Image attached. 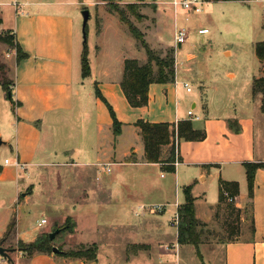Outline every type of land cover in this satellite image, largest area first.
Listing matches in <instances>:
<instances>
[{
	"label": "crops",
	"instance_id": "obj_1",
	"mask_svg": "<svg viewBox=\"0 0 264 264\" xmlns=\"http://www.w3.org/2000/svg\"><path fill=\"white\" fill-rule=\"evenodd\" d=\"M77 1H14L12 17L7 18V12H3L0 18L1 25L14 33L27 54L19 61L15 57L12 66L11 92L15 104H11L15 118L7 120V136L2 143L12 146L15 157L13 160L5 157L10 162L5 163L4 159L0 181L15 179L18 184L10 197L8 209L11 210L13 203L21 205L23 199L29 200L36 192L34 184L27 185L25 190L19 188L20 175L26 167H17L15 160L31 166L68 167L67 171L48 173L51 176L45 190L50 195L42 206L50 215L38 219L37 227L42 228L49 222L52 227L28 239L21 235L22 229L17 225L15 232L20 235L17 241H34L41 233L51 232L57 223L72 218L75 229L63 239L65 248L95 243L97 257L94 260L72 258L54 252L25 255L17 250L16 258L21 256L22 264H174L169 262L167 253L173 251L175 264L181 263V244L178 255L174 247H167L178 241V230L171 220L185 201L184 188L191 187L195 215L203 223L199 227L202 235L210 230L208 224L215 221L220 211L214 192L219 195L222 179L237 181L239 193L232 201L234 210L228 204L224 207L222 223L226 225L227 236L221 241L222 260L213 258L209 264H264V166L255 171L252 197L244 166L247 161L264 163V111L259 106L262 95L253 93V81L264 75L259 66L261 61L258 59L257 72L249 79H238L236 74L229 73V84H243L249 102L257 100L253 106L245 103L247 109L240 113L214 115L212 105L203 101L199 107L194 98L190 100L191 106L181 107L180 95L186 90L183 83L189 82L180 79L177 61L174 81L151 83L148 104L133 107L121 87L124 61L137 58L145 62L147 55H141L137 40L128 35L120 23L122 20L116 19L118 14L107 10L104 0H80L81 4L96 9V27L94 64L89 61L91 72L84 77L81 71V77H76L77 25L71 7ZM172 1L165 0V4L173 7L175 31L180 8L175 9ZM126 3L119 0V4ZM143 33L145 37L147 31ZM195 57L196 54L187 53V59ZM206 81L202 78L200 82ZM96 86L122 123L121 133L115 134L110 110L96 94ZM214 87L217 89L218 85ZM139 119L170 124L190 119L196 128H204L207 136L203 140L180 139L179 162L172 164L174 171H169L163 161L170 154L169 144L163 146L161 161H146L140 128L136 125ZM229 121H235L234 127ZM124 169L128 172L121 178ZM64 176L69 187L58 197V187H61L51 182L61 181ZM227 201L231 202L228 198ZM152 205H160L162 210L151 211ZM53 207L60 209L52 211ZM130 209L138 220L130 216ZM16 218L18 223L20 217ZM43 218L47 222L39 226ZM4 220L0 235L7 231L10 212ZM85 223L87 226H83ZM84 231L92 236L81 237Z\"/></svg>",
	"mask_w": 264,
	"mask_h": 264
},
{
	"label": "rangeland",
	"instance_id": "obj_2",
	"mask_svg": "<svg viewBox=\"0 0 264 264\" xmlns=\"http://www.w3.org/2000/svg\"><path fill=\"white\" fill-rule=\"evenodd\" d=\"M14 1L22 2L23 0H0V18L3 12H7V18L12 17L14 12ZM115 1L119 2V0ZM123 1L127 3H135L132 9L128 8L126 4H119L120 8L126 11V17L128 20L143 32L147 31L145 39L158 54L161 56H165L168 53L173 54L175 62L177 61V70L180 79L190 83L193 92H186V90L183 89L180 95L181 107H183V105L184 107L191 106L192 102H190V100L194 98L197 100L199 107H201V104L204 101L207 104L209 103L212 105L214 115H223L231 114L233 112L236 114L240 113L242 109H247L245 107L247 103L249 106H253V104H255L257 100H255V102H249V96L243 84H229L231 83L229 73H234L236 74V78L238 77V79L244 80L249 79L253 76V73L256 74L257 72L256 63H258L259 60L255 52V45L258 41L264 40V28L262 26L264 25V2L260 0H209L204 6V12L198 15H191L189 20L185 19L184 10L180 9L179 26L184 25L188 27L189 36L186 42L182 44V47H177L176 49L174 42L172 6L166 5L165 0H146L147 2L144 0ZM77 2L79 3L73 5L71 9L75 11L77 25L76 44L78 43V49H76L77 61L75 65V72L76 77L80 78L82 71V54L86 45L89 49V61L94 64L92 55L94 48L93 31L96 27V9L94 7L81 4L80 0ZM106 6L107 10L111 11L110 6L107 3ZM86 8L90 10L91 15L87 23L85 39L82 11ZM115 17H117L116 19L119 21V17L116 15ZM120 23L124 25L128 35L134 41L137 40L131 33L128 25L122 21ZM3 26L0 23V34L8 33ZM202 26L207 27L209 32L206 34H200L198 32V28ZM197 46L199 47L198 49ZM137 47L142 50L141 55L146 56L145 49L138 40ZM203 50H205V53ZM226 51H230L231 53H226ZM16 52V48L13 45L0 41V132L3 133V135H0V140L2 141L4 140V137L7 136L5 129L6 122L9 119H14L15 114L11 101L8 97V93L3 89L1 82L5 80L11 88L14 81L12 66L15 62ZM175 53H177V55H175ZM187 53H194L196 54V57L193 60H189L187 59ZM259 66L262 70V62ZM202 78L207 79L206 83L200 82ZM215 85H218L217 89L214 87ZM259 106H262L261 100ZM175 136H173V138L171 137V141L174 142V146ZM5 157H9L13 160L15 153L12 146L2 143L0 145V166L4 165ZM26 169L28 172H25ZM26 169L21 172L19 188H21V190H25L27 185L34 184L36 192H34L29 200L25 201L23 199L21 205L19 203H13V206H10L11 210L8 209L10 197L15 193V187L18 184L15 179L2 182L0 181V232L4 228V219L7 215H9V212L11 217L10 223L11 221H15L16 224L12 230H8L7 226L5 234L0 235V241H3V245L11 249L10 255L13 258V262L9 261L0 254V264H18L19 262L22 264L24 262L23 258L21 256H19L20 259L16 258L17 250H21L25 255H28V252L21 249L22 244L20 243L30 242L22 240L17 241V236H20L19 234L16 235L15 232L17 225L19 229H22L23 234L21 235L28 239L36 234H39L42 229L52 227V222L45 224L42 228L37 227L38 219H40L43 215H50L49 211L42 206V203L49 200L50 195L49 191L45 190L51 176V174L48 173L58 170L67 171L68 167L60 168L57 166L50 167L26 165ZM1 170L2 168L0 171ZM158 170L159 169L156 170L157 173ZM126 172H128L127 169L122 170L120 177H125L127 175ZM158 179V177H154V180ZM66 180L67 177L58 182H54L53 180L51 182L56 186L61 187H58V197H60L62 195L61 193L66 191L69 187ZM214 197L217 201L215 204L219 205L220 209L218 206H215L218 207L217 210L219 209L220 211L218 212V216L215 215V221L208 224V229L210 230L201 235L203 241L200 243L199 248L202 258L198 255L193 244L184 243L180 246V262L182 264H209V261H213V258L218 262L222 260L224 245L221 241H223L222 239L225 235L227 236L226 225L222 223L223 211L224 207L227 208V204H229V202L227 199L220 201V197L216 192H214ZM208 204L212 203L209 202ZM57 209H60V207H53L51 210L56 211ZM129 214L135 220L139 219V217L131 214V209ZM17 215L20 217L18 223L16 218ZM167 219L168 215L166 219L164 217V224ZM65 222L57 223L56 226L63 225ZM83 226H87V224L85 223ZM54 229L55 228L51 231H54ZM44 233L48 232H43L38 237L44 235ZM68 233L70 232L59 231L55 235L54 239L50 238L52 245L57 246L59 249L62 248L64 251L75 250L82 247L70 246L69 248H65L63 239L68 235ZM91 234L92 233L90 232L88 233L87 231H84L81 237L87 238L88 236H92ZM211 244H214L213 248L216 253L213 252ZM90 245L91 244L86 245L85 247ZM167 253L169 255V262H173L175 264L174 252L168 251ZM101 258L105 259V256L101 255Z\"/></svg>",
	"mask_w": 264,
	"mask_h": 264
},
{
	"label": "trees",
	"instance_id": "obj_3",
	"mask_svg": "<svg viewBox=\"0 0 264 264\" xmlns=\"http://www.w3.org/2000/svg\"><path fill=\"white\" fill-rule=\"evenodd\" d=\"M109 6L112 12L118 14L119 18L128 25L131 33L135 38L141 43L142 47L145 49L147 60L145 62L140 61L137 58H127L124 61V73L121 81V87L127 98L129 104L133 107L145 106L149 102V86L153 82H169L175 79V59L173 54L168 53L165 56L158 54L155 49H153L150 44L146 41L144 33L137 28L133 23H131L126 17V11L119 6V2L115 0H104ZM135 3H126L128 8L134 6ZM2 20L0 19V23ZM87 29V26H86ZM87 31V30H86ZM8 34V35H7ZM0 41L5 42L9 45H13L16 48V59L19 61L27 56L23 51L22 47L15 40L14 33H1ZM255 52L258 59L262 62L263 73H264V40L258 41L255 45ZM90 64L88 60L87 45L83 51L82 55V75L84 77L90 74ZM3 89L8 93L11 91L10 85L7 84L5 80L1 82ZM96 94L107 104L112 119H113V129L115 134L121 133L122 123L117 118L113 107L109 104L106 98L102 95L98 87L96 86ZM253 93L262 95V110L264 111V75L256 78L253 81ZM13 104H15L13 98L11 99ZM136 125L140 128V133L143 139L145 148V159L147 162H159L161 161V155L163 151V146L171 144L170 154L166 157L165 161L167 163V169L169 171H174L175 162V146L174 142L171 141V137L177 134L178 139L185 140H203L207 136V132L204 128H196L190 119L180 120L176 124H170L169 122H150L143 119H139ZM229 125L234 127L232 121H229ZM236 131L239 128L235 129ZM173 164V165H172ZM244 166L247 174L248 190L249 196L253 195L255 171L257 168L264 166L262 162H244ZM1 169V166H0ZM239 193V183L237 181H225L220 180L219 182V197L220 201L224 199L229 200L232 198L231 202L228 204L229 209L234 210L235 206L232 201H234L235 196ZM185 201L178 208V213L180 216V221L178 224V241L180 244L191 243L195 246L198 255L202 258L200 251L201 243V232L202 229L199 227L203 223L195 215V204L194 196L191 192V187L187 186L184 188ZM15 225V221H11L8 225V230H12ZM59 228L60 231L74 232L75 222L72 218H67L65 224L56 226L55 229ZM54 229V230H55ZM21 249L28 252V255H32L36 252H53L52 241L48 233L37 237L34 241L30 243H20ZM58 254L66 257L72 258H82L94 260L97 257L96 244L93 243L90 246H82L75 250H62Z\"/></svg>",
	"mask_w": 264,
	"mask_h": 264
},
{
	"label": "built area",
	"instance_id": "obj_4",
	"mask_svg": "<svg viewBox=\"0 0 264 264\" xmlns=\"http://www.w3.org/2000/svg\"><path fill=\"white\" fill-rule=\"evenodd\" d=\"M209 0H173L172 4L175 7V9L180 8L182 10H184V15H185V19L189 20V17L191 15H198L204 12V6L206 4V2H208ZM198 32L200 34H206L209 32V29L207 27H200L198 28ZM189 36V28L182 25L179 26V23L176 24L175 26V31H174V42H175V47L177 49V47H180L182 44H184L187 40ZM184 87L186 88V90L189 92L192 90V87L189 83L184 82L183 83ZM198 118V117H196ZM178 136L176 134L175 136V162L174 164H178L179 160H178ZM10 160L9 158L5 159V163H9ZM14 164L17 167H20L21 169H25L26 167V163L21 162L19 160H15ZM232 198H229V201H231ZM151 211H160L162 210V207L160 205H152L151 207ZM180 221V216L179 213L177 211V213L174 215L173 219L171 220V224L175 225L177 227L178 230V224ZM47 222L46 218H43L39 221L38 225L42 226L43 224H45ZM179 241H177V243L167 247V248H171L174 247L175 248V253L176 255H178L179 253ZM177 264H181V263H177Z\"/></svg>",
	"mask_w": 264,
	"mask_h": 264
},
{
	"label": "water",
	"instance_id": "obj_5",
	"mask_svg": "<svg viewBox=\"0 0 264 264\" xmlns=\"http://www.w3.org/2000/svg\"><path fill=\"white\" fill-rule=\"evenodd\" d=\"M82 15H83V31H84V35H85V39H86V26H87V23H88V21H89V18H90V10L88 9V8H86V9H84L83 11H82ZM86 41V40H85ZM8 97H9V99H10V101H11V103L13 104V102H12V92L11 91H8ZM2 140H0V145L2 144ZM60 231V229L58 228V229H55L54 231H51L50 233H49V235H50V238L51 239H54V237H55V235L58 233ZM10 252H11V249L10 248H8V247H5L4 245H3V241H0V254L3 256V257H5V258H7L9 261H11V262H13V258H12V256L10 255ZM53 252L54 253H59V252H62L57 246H53Z\"/></svg>",
	"mask_w": 264,
	"mask_h": 264
}]
</instances>
